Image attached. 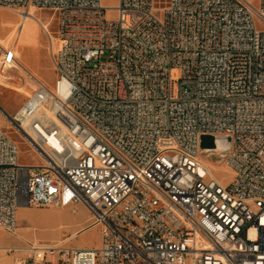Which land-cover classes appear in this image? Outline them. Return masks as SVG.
I'll return each instance as SVG.
<instances>
[{
	"label": "built area",
	"instance_id": "1",
	"mask_svg": "<svg viewBox=\"0 0 264 264\" xmlns=\"http://www.w3.org/2000/svg\"><path fill=\"white\" fill-rule=\"evenodd\" d=\"M104 1L0 0L56 18L53 85L0 51L30 90L10 120L43 159L19 162L0 127V227L16 233L20 205L84 203L100 234L27 241L15 264H264V0Z\"/></svg>",
	"mask_w": 264,
	"mask_h": 264
},
{
	"label": "rangeland",
	"instance_id": "2",
	"mask_svg": "<svg viewBox=\"0 0 264 264\" xmlns=\"http://www.w3.org/2000/svg\"><path fill=\"white\" fill-rule=\"evenodd\" d=\"M113 3L109 0L104 1L106 5H112ZM252 5L258 8L259 0H252ZM108 14L112 15L113 13ZM10 21L11 26H7ZM37 21H40V24ZM23 22H26V25L22 31ZM31 26H33L32 33ZM55 29L56 18L52 10L31 7L24 15V13L0 6V41L3 40L4 43V47L0 46V51L11 49L14 46L18 62L37 75L47 85H53L56 78V71L53 68L51 58V51L55 43ZM28 33L30 37L26 42L27 37L25 34L28 35ZM5 74L8 75L11 72L7 71ZM29 92V88L20 87V83L15 77L4 79L0 76V127L7 131L8 135L18 144L20 150L19 162L37 165L42 164L43 159L29 145L25 136L14 127L10 120L11 115L25 101ZM200 157L211 164L216 177L228 178V169L223 164L217 163L218 157L215 152L210 155L201 152ZM76 205L74 211L65 212L59 211L53 207L54 205L40 208L32 207L30 209L27 207L17 208L16 221L18 227L16 233L23 234L31 240L18 238L20 236L13 235L0 227V260L5 259L8 260V264H11V261L15 264V261L23 260L26 257L28 253L25 250L27 241L50 242L69 234L73 230L72 225L68 223L69 220L90 213L86 204L78 203ZM61 223L67 224L61 225ZM99 239V228L90 225L84 227L73 237L63 238L60 239L62 242L60 240L56 242L71 247H89L98 245ZM16 246L20 249L7 251L8 247Z\"/></svg>",
	"mask_w": 264,
	"mask_h": 264
},
{
	"label": "crops",
	"instance_id": "3",
	"mask_svg": "<svg viewBox=\"0 0 264 264\" xmlns=\"http://www.w3.org/2000/svg\"><path fill=\"white\" fill-rule=\"evenodd\" d=\"M38 23L40 22V21H37ZM19 24H20V21L18 22ZM18 24V25H19ZM25 25H26V22H23V24H22V31L24 30V27H25ZM7 26H11V21L9 22V24L7 25ZM34 26V25H33ZM33 26H31L30 28H31V33H32V29H33ZM14 28V27H13ZM30 34L28 33V35H26L25 34V36L27 37V41L26 42H28V37H30L29 36ZM32 35V34H31ZM51 206V205H50ZM77 205H74L72 208H64V207H59V206H56V205H54L53 207H55V208H57L59 211H61V212H65V211H74V209H75V207H76ZM19 207H27V208H32V207H30V206H18L17 208H19ZM37 208H40V207H37ZM16 211H17V209H16ZM91 220V214L89 213L88 215H84V216H81V217H75V218H73L72 220H69V224H71L72 225V227H73V230L72 231H70V233L69 234H67V235H64V236H61V237H59V238H56V239H54V240H52V241H59L60 239H63V238H71V237H73L74 235H76L77 233H79L84 227H86L87 226V224H88V222ZM64 224H67V223H61V225H64ZM19 233V232H18ZM17 234V233H16ZM16 236H20V237H18V238H21V239H26V240H31L30 238H28L27 236H25V235H23V234H17ZM33 239H36V238H33ZM60 241H62V240H60ZM16 247H18V246H16ZM0 264H8V260H5V259H3V260H0ZM11 264H14V263H12V261H11Z\"/></svg>",
	"mask_w": 264,
	"mask_h": 264
},
{
	"label": "water",
	"instance_id": "4",
	"mask_svg": "<svg viewBox=\"0 0 264 264\" xmlns=\"http://www.w3.org/2000/svg\"><path fill=\"white\" fill-rule=\"evenodd\" d=\"M220 147H228L229 146V137L227 136H218L215 137L213 135L203 134L200 137V147L201 148H214L216 143Z\"/></svg>",
	"mask_w": 264,
	"mask_h": 264
},
{
	"label": "bare ground",
	"instance_id": "5",
	"mask_svg": "<svg viewBox=\"0 0 264 264\" xmlns=\"http://www.w3.org/2000/svg\"><path fill=\"white\" fill-rule=\"evenodd\" d=\"M27 10H23V11H20L19 13H26ZM40 24V23H39ZM0 46L1 47H4V43H3V40L0 41ZM6 47V46H5ZM17 64V63H16ZM13 235H17L16 233H12ZM33 243H37V242H33ZM57 243V242H56ZM59 243V242H58Z\"/></svg>",
	"mask_w": 264,
	"mask_h": 264
}]
</instances>
